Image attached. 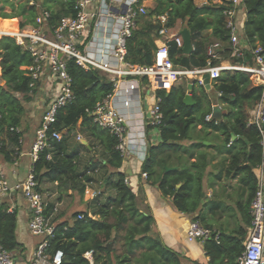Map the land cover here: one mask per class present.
I'll return each instance as SVG.
<instances>
[{
	"label": "trees",
	"instance_id": "trees-1",
	"mask_svg": "<svg viewBox=\"0 0 264 264\" xmlns=\"http://www.w3.org/2000/svg\"><path fill=\"white\" fill-rule=\"evenodd\" d=\"M48 1L39 6L37 3L31 5L29 1L0 0V18H22L23 29L35 24L42 11H48L50 18L47 23L53 29L64 17H76L78 0H62L65 2L56 10L51 9ZM143 1L139 0V3ZM153 1L157 5L150 10L149 16L155 17L156 24L149 20L140 28L136 26L132 36L127 39L125 59L134 66L153 64L158 49L156 38H161L162 25L158 18L165 14L168 17L165 24L168 31L175 29L180 22L192 33L194 51L191 55L183 53V47L177 40L168 42L169 56L176 67H207V49L212 43H221V60L235 65H253L252 51L257 46L264 50V0H243L246 10L244 37L249 50L235 57H232L231 33L226 26L229 17L224 14L232 0H205L206 4L201 7L195 0ZM139 18L141 16L137 21ZM6 23L2 21L0 26ZM8 24H15V21L11 20ZM209 31L212 34L208 39L204 35ZM34 60L15 38L6 35L0 38V153L6 161L11 159L12 152L7 151L3 136L15 146L20 145L22 135L18 129L25 114V105L33 99L41 85L40 80L35 81L30 76ZM221 60H213L212 65L220 64ZM66 62L75 100L58 112L55 128L64 136L60 141H51L50 147L40 153L32 166L34 177L39 186L44 182L58 183L60 190L66 187L84 198L88 187L97 180L94 176L103 172L105 189L111 193L105 198L101 193L87 202L86 210L76 212L72 223L57 220L48 252L54 254L62 250V264H182L178 253L151 235L155 219L141 212L136 194L126 183L125 174L119 171L124 156L117 148L118 138L108 129L98 126L91 115L97 104L114 93L113 82L102 71L95 68L86 70L73 58H67ZM191 83V93L196 102L194 106H187L183 102L187 85L167 89L168 82L165 80L156 85L157 104L163 115L162 124L157 128L160 142L150 144L142 173L148 182L159 186L165 197L172 198L180 212L194 215L193 220L220 233L218 242L211 238L203 243L209 264H238L252 222L251 204L258 181L254 170L264 161L261 134L255 125L249 124L250 113L260 101L262 86L243 71L222 72L211 86L219 94L226 112L221 121H207L206 117L213 114V104L206 93V86L196 80ZM79 123L92 140L91 148L99 155L83 167L79 149L72 148L69 142V135ZM197 126L224 136L222 148L227 155V163L222 162V168L214 177L221 180L224 175L238 179L243 194L236 201L235 208L206 197L204 181L207 178L210 180V176L207 177L210 157L202 142L188 148L193 151L190 160L183 162L179 158L174 169L165 170L170 166L172 155L187 151L182 142L191 138V132ZM80 147L85 146L81 144ZM213 185L214 182L209 187ZM243 197H246L245 201ZM53 208V204L49 205L45 214H51ZM10 210L7 199L0 200V247L19 261L23 259L26 248L17 238V214ZM235 211L241 220V225L236 229L227 230L222 225L217 228L213 225L214 220L222 214L232 217ZM88 253H91L93 263L86 257Z\"/></svg>",
	"mask_w": 264,
	"mask_h": 264
},
{
	"label": "built area",
	"instance_id": "built-area-1",
	"mask_svg": "<svg viewBox=\"0 0 264 264\" xmlns=\"http://www.w3.org/2000/svg\"><path fill=\"white\" fill-rule=\"evenodd\" d=\"M108 0H101L98 8L94 7L95 0H78L76 3V17H64L60 24L51 29L47 20L50 12L42 11L36 18L35 24L28 29H19L16 35H6L15 38L19 45L24 46L34 57V65L30 67V76L33 80H41L45 69H48L51 77L58 82V90L48 103L36 130L35 141L31 148L32 166L37 162L39 155L50 147L53 140L60 141L63 133L56 130L58 112L75 100L72 90V78L67 72V58L75 59L76 63L86 70L92 68L109 73L116 78L112 79L114 93L109 95L103 102L97 104L91 112L98 126L108 129L118 138L117 148L122 155L128 152V127L124 116L115 108L114 96L120 89V83L127 77L146 78L151 82L157 77L173 76L172 85L177 80L187 78L196 80L204 85V76L210 75L211 80L218 79L224 71H243L262 86V95L256 107L251 111L249 124L255 125L261 134V146L264 150V50L257 46L252 51L254 57L253 65H235L227 60H221V43H212L207 49L209 57L208 66L204 68L186 69L176 67L169 56L168 42L162 44L155 52L154 62L151 66H134L126 61L127 39L132 36L136 27L138 17L147 15V9L139 3V0H110L123 2V13L118 16L117 38L110 49V62L103 59L97 60L91 57L88 50L92 42L86 44V32L94 21V28L100 27L101 22L113 14L110 11ZM243 5V0H232L225 15L229 17L227 29L230 30V44L232 46V57L241 56L243 49L240 46V36L235 23L238 9ZM126 6V8H124ZM90 9L93 11L89 12ZM162 28L160 35L169 31L165 27L168 17L162 15L158 18ZM172 40H178L172 39ZM179 45L183 47L179 42ZM213 60H221L220 64L212 65ZM33 86V84L31 85ZM163 115L158 104L150 113L149 124L158 128L162 124ZM207 121L213 120V115L206 117ZM80 140L81 137L78 136ZM257 191L251 204V226L244 242V251L238 258V264H264V161L257 169ZM12 192H20L25 199L29 211L30 220L28 228L33 236L41 238L36 246L32 260L27 264H62L64 252L57 250L54 254L48 252L49 241L54 235L55 227L45 214L46 202L43 194L39 191L31 168L27 179L21 183L11 185L3 172H0V200H6ZM12 211V210H10ZM220 233L205 227L200 221L192 220L188 230L187 239L190 242L205 243L214 238L217 242ZM90 256V258H88ZM86 257L92 261L91 253ZM93 263V262H91ZM0 264H25L16 260L12 253L0 247Z\"/></svg>",
	"mask_w": 264,
	"mask_h": 264
},
{
	"label": "crops",
	"instance_id": "crops-1",
	"mask_svg": "<svg viewBox=\"0 0 264 264\" xmlns=\"http://www.w3.org/2000/svg\"><path fill=\"white\" fill-rule=\"evenodd\" d=\"M44 1L45 0H33V2L37 3L39 6ZM201 1L202 2L197 4L200 7L206 4L205 0ZM62 2L65 1H48L52 10H56L62 6ZM100 2L101 0H95L94 7L98 8ZM107 2L110 4V11L113 15L106 18V20H103L100 27L97 29L94 28V21L91 22L90 29L86 32V44L92 42L90 49L88 50L91 57L97 60L103 59L105 62H110L109 51L117 38L119 25L118 16L123 13V2H111L110 0ZM142 5L147 9L149 14L150 10H153L157 4L153 0H144ZM91 11H93V9L89 10V12ZM150 19L153 21V24H156L155 17ZM234 19L238 27L240 46L243 50H249V44L244 37V25L246 22V10L244 4L238 9ZM144 23L146 22L138 20L136 26L140 28ZM211 34L212 31H209L206 36L210 37ZM172 36L173 35L156 38V40L158 39L163 42L165 40L177 38L176 36ZM225 62H227V60H225ZM102 73L106 75L111 82L113 78H116L109 73L103 71ZM162 80L167 81L169 87L174 78H158L154 80V82H151L148 79L127 77L120 83V89L114 96V105L127 122L128 152L124 155V162L119 171L125 174L126 183L136 194L141 212L154 217L155 223L152 227L151 235L154 238L161 240L166 247L178 253L182 264H209L210 260L205 254L204 245L199 242H190L187 239L188 227L195 216L180 212L174 205L172 198L165 197L160 191L159 186L148 182L146 175L142 173V165L150 144L157 145L160 142L159 131L157 128H154L149 124V118L151 111L157 104L155 93L156 85ZM188 80L191 79L182 78L174 82L173 86H188L193 81L190 82ZM40 82L41 85L38 91L33 95V99L25 105V114L22 124L18 129L22 135L20 145L15 146L3 136L7 151L12 153L9 161H6L5 157L0 153V172H3L6 175L11 185L25 181L30 173L32 168L31 148L35 141L36 130L40 126L42 115L48 103L58 90V82L51 77L48 69H45ZM211 88L212 86L206 88V93L213 104V108L219 106L223 115V113L226 112V109L220 102L219 94L216 93L217 98L215 101L211 98ZM74 130H76L78 143L72 145L70 140L69 142L72 148L79 149L81 153V164L83 167L89 164L93 159L98 158L99 155L97 154V151H94V149L91 148L92 140L89 139L85 129L83 130L81 128L80 123ZM78 136L81 137L80 140L78 139ZM223 141L224 136L220 135V133L212 131L211 129H203L202 126H197L193 128L191 138L182 142V146L187 149V151L182 150L178 154L172 155V159L169 161L170 166L166 167L165 170L169 171L174 169L178 164L177 162L179 158L183 162L189 159L190 154H192L193 151L188 148L193 144L202 142L203 145L206 146V149H204L208 152L210 157V165L207 169V177L210 176V180L207 178L204 181V191L207 195L206 187H208V189L210 188L208 185L209 181L210 183H213L223 179L219 180L214 177L222 168V162L225 161V163H227L225 160L227 159V155L223 153L224 151L222 148ZM81 144L85 147H80ZM98 151L100 153L101 149L99 148ZM212 168L214 170H212ZM254 172L257 175L256 169ZM97 176L98 175L96 174V177ZM223 177L225 176L223 175ZM47 185H55L58 187V183L44 182L39 186L40 192L44 197H46L44 187ZM56 187L55 189L59 190V187ZM7 202L10 204L12 211L17 214V238L26 248L23 259H20L19 261L27 264L32 260L36 246L41 241V238L33 236L29 231L28 224L30 220V211L22 194L20 192H12L7 198Z\"/></svg>",
	"mask_w": 264,
	"mask_h": 264
},
{
	"label": "rangeland",
	"instance_id": "rangeland-1",
	"mask_svg": "<svg viewBox=\"0 0 264 264\" xmlns=\"http://www.w3.org/2000/svg\"><path fill=\"white\" fill-rule=\"evenodd\" d=\"M17 1L18 3H25L29 1L31 5L35 4L33 0H17ZM195 2L196 4H199L202 1L195 0ZM11 20L15 21V24H8ZM139 20L142 22H146L151 19H150L149 14H147V16L146 15L141 16V19L139 18ZM2 21H7V23L5 26H0V28H8V26H10V27H17L19 29H22L21 28L22 18H13V19L0 18V23ZM33 25L34 24H30L23 29H28L32 27ZM184 28H185V25L179 22L175 29L169 31L165 35H160V36L161 37H169L171 35H173L172 37L176 36L179 42H181L182 44V38L179 33ZM206 35L207 33L204 35V37L209 39V37H207ZM188 81L191 82L192 80H188ZM172 86L173 85L171 83V85L167 88H171ZM210 91H211L210 96L215 101V99L217 98V94L213 88H211ZM76 137H77L76 130H74L71 133V135H69V140L72 145H76L78 143ZM212 170L214 169L212 168ZM97 175H98L97 177L95 175L97 180L95 181V183L91 184L88 187L84 198H80V196L78 195V193H76V191L68 189L66 187L61 188V190L59 189L60 191L58 189H55L56 187L55 185H49V186L47 185L44 187V192L46 194L45 195L46 197H44L45 202H46V208L48 209V206L51 204L54 205L53 212L48 215V218L50 219L52 225H54V223L57 220H68L70 223H72L73 217L76 214V212H81V211L86 210L87 202H90L93 198H95L101 193L104 194L103 198H105L107 194L111 193L105 189L104 181L102 179L103 172ZM208 185L210 186V181ZM206 193H207L206 196L209 199L213 198V199L223 201L229 206H231L232 208H235L236 201L241 199V196L243 194V187L239 183L238 179H231V178L223 177L221 181L214 182L212 189L210 188L208 189V187H206ZM243 200L245 201L246 197H243ZM234 213L235 214L232 217H230L228 214H222L219 218L214 220L213 225L216 228L219 227V225H222L227 230L236 229L238 226L241 225V220H240V216L238 215L237 211H235ZM88 258H90V256H88ZM91 262H93V260Z\"/></svg>",
	"mask_w": 264,
	"mask_h": 264
},
{
	"label": "water",
	"instance_id": "water-1",
	"mask_svg": "<svg viewBox=\"0 0 264 264\" xmlns=\"http://www.w3.org/2000/svg\"><path fill=\"white\" fill-rule=\"evenodd\" d=\"M124 8H126V6H124ZM4 35H2V36H4ZM180 36H181L182 41H183V53L185 55H191L192 52L194 51L191 30L189 28H184L183 30H181ZM156 44H157V48L159 49L162 42L157 39ZM203 79H204V85L206 86V88H210L211 83H212L210 75L206 74ZM192 89H193V84L191 83L188 85V93L185 95L184 101H183L184 104L187 106H194L196 103L193 96L191 95ZM212 115H213V119H215L217 121L222 120V112H221V109L219 106H215L213 108V114Z\"/></svg>",
	"mask_w": 264,
	"mask_h": 264
},
{
	"label": "bare ground",
	"instance_id": "bare-ground-1",
	"mask_svg": "<svg viewBox=\"0 0 264 264\" xmlns=\"http://www.w3.org/2000/svg\"><path fill=\"white\" fill-rule=\"evenodd\" d=\"M19 33V28L17 29V27H10V26H8V28H0V36H2V35H16V34H18ZM166 77H173V76H166ZM158 78H160V77H157V78H154L153 79V81L154 80H156V79H158ZM161 78H165V77H161Z\"/></svg>",
	"mask_w": 264,
	"mask_h": 264
}]
</instances>
